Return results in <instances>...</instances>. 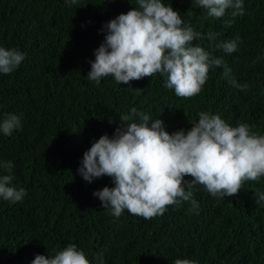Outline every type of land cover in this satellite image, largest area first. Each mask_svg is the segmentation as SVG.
Wrapping results in <instances>:
<instances>
[{"label": "trees", "instance_id": "16d2710c", "mask_svg": "<svg viewBox=\"0 0 264 264\" xmlns=\"http://www.w3.org/2000/svg\"><path fill=\"white\" fill-rule=\"evenodd\" d=\"M213 42L193 41L222 57L246 91L232 87L223 69H210L199 95L180 98L165 87L166 76L97 85L87 78L104 26L138 8L137 0H0V47L25 53L11 74H0V122L21 118L10 136L0 132V176L26 195L12 203L0 197V264H32L69 244L83 250L90 264H264V177L245 181L233 197L216 198L196 185L198 214L185 202L146 220L125 210L114 217L93 192L114 187L111 177L92 183L77 170L83 155L105 134L111 138L132 108L160 119L165 131L190 130L198 113L219 115L230 126L247 123L264 135V0H243V16L232 9L216 19L195 0H162ZM237 51L215 44L236 38ZM212 45L210 48L209 45ZM255 61V63H253ZM139 90V91H137ZM112 122V123H111ZM135 122H138L135 121ZM11 161V173L3 162ZM185 181L192 177L186 176Z\"/></svg>", "mask_w": 264, "mask_h": 264}, {"label": "clouds", "instance_id": "9594fccd", "mask_svg": "<svg viewBox=\"0 0 264 264\" xmlns=\"http://www.w3.org/2000/svg\"><path fill=\"white\" fill-rule=\"evenodd\" d=\"M70 5L77 0H66ZM212 18H222L232 9V17L243 16V0H195ZM138 8L120 14L104 26V42L95 50L88 80L99 84L101 78L111 76L120 84L152 77L166 76L165 87L180 98L200 94L210 69L222 68L223 77L241 91L248 84H239L232 69L220 56H214L196 40L213 42L218 34L206 35L185 24L181 15L162 0H137ZM215 44L217 50L232 54L237 40ZM209 47L212 45L210 43ZM26 54L17 49L0 47V74L13 73ZM255 63V61L253 62ZM139 91V90H137ZM198 122L190 130L165 131L162 120H152L132 108L122 115L113 136H101L86 151L77 172L89 184L102 176L111 177L114 187L93 192L103 208L111 209L114 217L127 212L150 220L162 216L168 206L179 207L187 202L198 214L199 204L193 198L196 185H202L213 197L235 196L245 181L264 177V135L252 131L247 123L233 127L219 115L198 113ZM138 122H135L137 121ZM112 123V122H111ZM21 127V118L8 114L0 122V132L10 136ZM2 167L9 173L11 161ZM192 177L185 181V177ZM14 176H0V197L12 203L26 195L23 188L12 186ZM258 202L264 193L257 192ZM102 264V259L97 256ZM32 264H90L83 250L69 244L54 255H37ZM174 264H197L191 259H176Z\"/></svg>", "mask_w": 264, "mask_h": 264}]
</instances>
